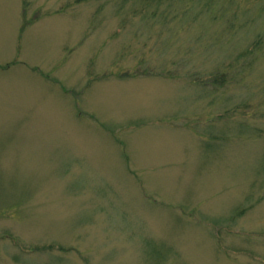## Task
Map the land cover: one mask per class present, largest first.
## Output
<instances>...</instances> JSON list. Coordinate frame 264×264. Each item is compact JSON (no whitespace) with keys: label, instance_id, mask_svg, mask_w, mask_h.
<instances>
[{"label":"rangeland","instance_id":"rangeland-1","mask_svg":"<svg viewBox=\"0 0 264 264\" xmlns=\"http://www.w3.org/2000/svg\"><path fill=\"white\" fill-rule=\"evenodd\" d=\"M115 8L0 0V264H264V4Z\"/></svg>","mask_w":264,"mask_h":264},{"label":"trees","instance_id":"trees-1","mask_svg":"<svg viewBox=\"0 0 264 264\" xmlns=\"http://www.w3.org/2000/svg\"><path fill=\"white\" fill-rule=\"evenodd\" d=\"M217 1L219 4L220 0H113V5L116 7V13H121L123 15L125 12V14H131L132 16L140 14L149 21L154 17L165 18L169 13H172L170 11L171 9H174L176 13H180L181 10L182 13L191 11L190 14H194L193 16L196 18L199 14L198 11L196 12L197 8L203 10L207 7L208 10L209 8L212 10L213 7H217ZM227 1L233 3L234 0ZM257 1H261L264 4V0ZM226 8L227 7L224 6L223 9ZM259 54H263L264 57V28L255 35L250 44L243 48L242 53L237 55L239 61H241V59L244 60L241 70H237L236 73L232 74L224 70L216 72L210 71L209 78L205 83H210V85H214L215 88H220V86L224 84H230L233 83V81L237 82L238 75L243 74L245 68L251 67L252 62ZM239 82L240 81H238V83Z\"/></svg>","mask_w":264,"mask_h":264}]
</instances>
